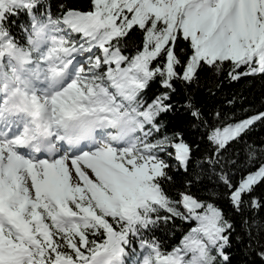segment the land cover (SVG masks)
I'll return each mask as SVG.
<instances>
[{
	"label": "snow or ice",
	"instance_id": "1",
	"mask_svg": "<svg viewBox=\"0 0 264 264\" xmlns=\"http://www.w3.org/2000/svg\"><path fill=\"white\" fill-rule=\"evenodd\" d=\"M5 53L48 125L135 135L45 153L0 129V264H264V0H0ZM256 79L258 104L229 92Z\"/></svg>",
	"mask_w": 264,
	"mask_h": 264
},
{
	"label": "clouds",
	"instance_id": "2",
	"mask_svg": "<svg viewBox=\"0 0 264 264\" xmlns=\"http://www.w3.org/2000/svg\"><path fill=\"white\" fill-rule=\"evenodd\" d=\"M26 48L29 45L25 46ZM9 56L14 57L19 62L18 57L15 54H9ZM48 68L54 70L55 65L50 64ZM11 83V82H10ZM24 83L25 87H28V83ZM7 111H24L31 116V121L27 126V132L25 136V141L27 144L33 148L43 151L45 153L55 152L59 149L60 145L49 138L47 130V122L44 121L36 112V109L32 106L31 101L28 97L24 95L23 89L17 91L12 89L9 92L8 104L6 107ZM97 122H107L100 119L99 114L84 116L77 120L72 121L70 126V131L72 133L71 139L68 136L66 137V144H71V146L76 147L85 141V139L92 135V129L96 126ZM83 123V128L80 127ZM105 131L110 133L113 136L121 138V143L130 142L131 138L135 135L134 127L129 123L127 116H117L115 117V123L105 127Z\"/></svg>",
	"mask_w": 264,
	"mask_h": 264
},
{
	"label": "bare ground",
	"instance_id": "3",
	"mask_svg": "<svg viewBox=\"0 0 264 264\" xmlns=\"http://www.w3.org/2000/svg\"><path fill=\"white\" fill-rule=\"evenodd\" d=\"M6 107H7V104L3 105V106H0V116L1 117H4L5 116V112L7 113V115L10 116V118H6L5 120H1L0 119V126L2 125V123H4V128L5 130H9L10 132V135H18L21 131L20 129L18 128V126H16V123L13 122V118L12 115H13V111H7L6 110ZM19 120L22 119L21 123L24 124V122H26V125L29 124V119L26 120V118L24 117H17ZM71 123H69V125L65 128H57L55 125H48L47 124V128L48 130L53 133L52 134V140H55V135L54 133L55 132H60V133H63L64 136H68L70 139L72 137V133L70 131V126H71ZM25 129V128H24ZM109 139V134L108 132L105 131V125L103 122H97L96 126L93 127L92 129V135L87 137L85 139V141L81 142L80 145L76 146V147H81L82 145L84 147H89V146H92V144H94L95 140H98V139Z\"/></svg>",
	"mask_w": 264,
	"mask_h": 264
},
{
	"label": "trees",
	"instance_id": "4",
	"mask_svg": "<svg viewBox=\"0 0 264 264\" xmlns=\"http://www.w3.org/2000/svg\"><path fill=\"white\" fill-rule=\"evenodd\" d=\"M74 3L80 4L82 3V0H73ZM27 44H23L21 47L27 49L25 46ZM261 81L259 79L256 80H250V81H244L241 80L238 84H233L229 92L236 91V92H242L247 97L248 104H258L261 99ZM247 106V104L245 105ZM174 122H179V117H173L171 118ZM257 136L264 135L262 132H257ZM195 191V189H193ZM262 216H264V213H261ZM191 225H188L190 227ZM181 238V233L179 231H176L174 236L169 237L165 236L164 239L167 241L168 246H171L178 242V240Z\"/></svg>",
	"mask_w": 264,
	"mask_h": 264
},
{
	"label": "rangeland",
	"instance_id": "5",
	"mask_svg": "<svg viewBox=\"0 0 264 264\" xmlns=\"http://www.w3.org/2000/svg\"><path fill=\"white\" fill-rule=\"evenodd\" d=\"M4 67L5 69L8 70V73L10 74V76L15 75L16 79H13L11 81V83H8V84H5V88L7 89L8 91V94L9 92L12 90V89H15V85L16 86H19V82L21 80V78H23L24 76V73L22 72V69H21V66L19 65L18 61L16 58L14 57H11L9 56L7 53H5L1 59H0V86L2 84L3 81H5V76L3 75L2 73V70L1 68ZM28 67H31V65H25L23 66V69L27 71V68ZM29 73V72H28ZM5 74L7 75V72H5ZM28 85L30 86V83L28 82ZM44 85H47L45 82H42V81H37V80H33L32 81V86L31 87H35L38 91L41 90V87L44 86ZM21 87H22V84H21ZM23 88V87H22ZM18 89V88H17ZM16 90V89H15ZM27 91V90H26ZM1 95V94H0ZM2 96V95H1ZM26 96L30 99V93L29 91L26 92ZM2 100V98L0 99V101ZM2 102V101H1ZM8 119L10 118L9 115H7V113L5 112V116L4 117H1L0 116V119L1 120H5V119ZM56 133V132H55ZM109 134V133H108ZM81 147H84L83 145Z\"/></svg>",
	"mask_w": 264,
	"mask_h": 264
}]
</instances>
